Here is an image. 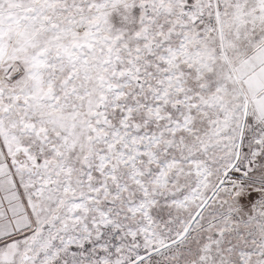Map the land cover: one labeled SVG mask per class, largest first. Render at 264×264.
I'll return each instance as SVG.
<instances>
[{
	"label": "snow or ice",
	"instance_id": "obj_1",
	"mask_svg": "<svg viewBox=\"0 0 264 264\" xmlns=\"http://www.w3.org/2000/svg\"><path fill=\"white\" fill-rule=\"evenodd\" d=\"M0 264H264V0H0Z\"/></svg>",
	"mask_w": 264,
	"mask_h": 264
}]
</instances>
